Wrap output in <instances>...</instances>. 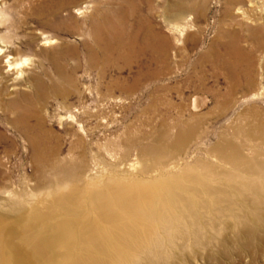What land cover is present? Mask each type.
I'll use <instances>...</instances> for the list:
<instances>
[{"label": "rangeland", "instance_id": "374dc122", "mask_svg": "<svg viewBox=\"0 0 264 264\" xmlns=\"http://www.w3.org/2000/svg\"><path fill=\"white\" fill-rule=\"evenodd\" d=\"M47 1L0 0V44L6 48L0 54V188H8L11 198H16L15 202L26 211L32 200L37 204L43 201L39 206L41 213L52 211L44 204L47 199L40 198L45 197L46 190L41 194L34 192L38 186L46 187L54 181L44 167L45 157L51 153L73 162L85 152L90 174L101 172L99 176L107 181L117 170L116 165L123 172L126 165L143 155V150L160 146L162 135L169 128L171 143L177 136L173 127L180 120L178 108L190 106L199 96L205 103L198 111L203 117L196 140L188 147L187 161L194 164L203 159L217 164L209 154L223 135L233 139L231 128L244 113V106L255 107L264 115V79L259 72V64L264 61L263 0H242V5L233 9L234 16L225 15L230 7L227 0H151L152 5L143 4L140 15L146 24L167 38V60L158 55V62L152 63L148 52L133 63L118 61L121 72L110 71L104 80L99 77L98 66H91L87 48L95 47L93 29L106 14L107 0H87L50 17L40 9ZM249 2L258 7L251 8ZM238 7L262 19L259 25L245 23L248 28L261 27V46L241 27L244 21L236 12ZM225 29L238 30L244 48L251 51L258 86L254 92L240 89L238 97L246 94L247 100L222 111L214 93L227 90L228 82L217 77L202 57L214 49ZM9 57L16 64L25 59L30 63L21 67L19 75L8 68ZM148 71L158 76L133 86V81ZM117 79L128 92L112 89L109 84ZM189 115L186 110L185 122L192 121ZM21 120L40 139L35 147L16 129V122ZM233 142L247 146L245 154L251 155V144L245 136ZM253 146L259 147L258 142ZM159 160L142 156L149 165ZM79 187L85 189L84 184ZM80 202L85 210L83 199ZM223 229V225L207 226L201 243L181 242L180 256L173 264H264V243L243 249ZM3 234L7 236L6 250L11 249L10 244L24 247L34 264H51L54 260L50 249L37 245L32 240L33 231L22 225L4 223L0 227V235ZM260 234L264 237V229Z\"/></svg>", "mask_w": 264, "mask_h": 264}, {"label": "bare ground", "instance_id": "6f19581e", "mask_svg": "<svg viewBox=\"0 0 264 264\" xmlns=\"http://www.w3.org/2000/svg\"><path fill=\"white\" fill-rule=\"evenodd\" d=\"M85 1L48 0L40 9L47 11L49 17L57 16ZM106 3V14L93 29L95 47L87 48L89 62L92 67L98 66L101 80L107 79L110 71L121 72L118 61L133 63L148 52L152 63L158 62V55L167 60L170 48L167 38L156 33L155 27L146 24L140 15L141 6L152 5L151 0H107ZM249 3L251 8L258 7ZM240 5L242 0H227L230 7L225 15L234 16V8ZM236 12L244 21L241 27L256 37L257 46H261V27L248 28L247 24L259 25L262 19L240 11L239 7ZM231 30L221 32L214 49L202 57L217 77L222 76L228 82L227 90L214 93L222 111L247 100L246 94L238 97L240 89L254 92L258 86L256 61L251 51L244 48L238 30ZM4 50L2 43L0 52ZM98 60L102 61L101 65L97 64ZM7 63L10 71L19 75L21 67L26 65L16 64L10 57ZM259 68L264 79V61ZM157 76L148 71L136 78L133 86ZM109 85L112 89L118 87L120 92L128 90L119 79ZM204 106L199 96L194 97L190 106H180V120L173 127L177 130L176 138L168 143L172 133L169 128L162 135L160 146L143 150L142 156L159 161L149 165L141 156L126 165L123 172L116 165L117 170L107 181L99 176L101 172L90 174L85 152L73 162L51 153L45 157L44 167L54 181L33 190L35 194L46 190L45 197L40 195V198L47 199L44 204L49 205L50 214L39 211L43 201L37 204L32 200L26 211L15 202L16 198H11L8 188L2 187L0 227L12 223L33 231L32 240L54 254L51 264H173L180 256L179 244L201 243L207 226L223 225V232H230L243 249L261 245L264 243L260 234L264 229V115L245 105L244 113L231 128L233 139L223 135L209 154L218 163L199 159L189 164L188 147L199 133L203 114L198 111ZM186 110L190 111L192 121L183 120ZM24 123V120L16 122V129L35 147L40 139ZM242 136L251 144L248 150L251 155L245 154L247 146L233 142ZM255 142L259 147L253 146ZM43 143H46L44 139ZM152 173L156 176L150 177ZM80 184L85 189L80 190ZM80 199L85 202V210L80 207ZM4 239L7 236L0 235V264H34L24 247L10 244L11 249L6 250Z\"/></svg>", "mask_w": 264, "mask_h": 264}, {"label": "snow or ice", "instance_id": "6c2138e0", "mask_svg": "<svg viewBox=\"0 0 264 264\" xmlns=\"http://www.w3.org/2000/svg\"><path fill=\"white\" fill-rule=\"evenodd\" d=\"M81 15H83V13H81ZM23 63L24 64H27L28 63V60H24ZM17 67H19V65H17Z\"/></svg>", "mask_w": 264, "mask_h": 264}, {"label": "clouds", "instance_id": "9594fccd", "mask_svg": "<svg viewBox=\"0 0 264 264\" xmlns=\"http://www.w3.org/2000/svg\"><path fill=\"white\" fill-rule=\"evenodd\" d=\"M0 54H2V52H0ZM25 60H27V59H25ZM28 63H30V61H29V60H28ZM28 63H27V64H28ZM27 64H26V65H27Z\"/></svg>", "mask_w": 264, "mask_h": 264}]
</instances>
